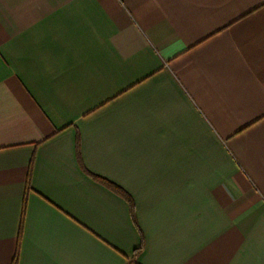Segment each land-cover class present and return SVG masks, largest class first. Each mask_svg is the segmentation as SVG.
Returning a JSON list of instances; mask_svg holds the SVG:
<instances>
[{"label": "crops", "instance_id": "0c3cea01", "mask_svg": "<svg viewBox=\"0 0 264 264\" xmlns=\"http://www.w3.org/2000/svg\"><path fill=\"white\" fill-rule=\"evenodd\" d=\"M15 257L264 264V0H0Z\"/></svg>", "mask_w": 264, "mask_h": 264}, {"label": "trees", "instance_id": "16d2710c", "mask_svg": "<svg viewBox=\"0 0 264 264\" xmlns=\"http://www.w3.org/2000/svg\"><path fill=\"white\" fill-rule=\"evenodd\" d=\"M96 182H98L99 184H101L102 186L106 187L108 190H110L111 192H113L114 194L118 195L119 197H121L123 200H125V202L128 204L129 207V211H130V216L132 217V220L134 222V216H133V203L131 198L119 187H117L116 185L104 180V179H100V178H96V177H92ZM24 205H25V196L23 199V203H22V208L24 209ZM141 248H138L135 251V254H137L140 251ZM16 261V257L14 258L13 262L11 264H15Z\"/></svg>", "mask_w": 264, "mask_h": 264}]
</instances>
